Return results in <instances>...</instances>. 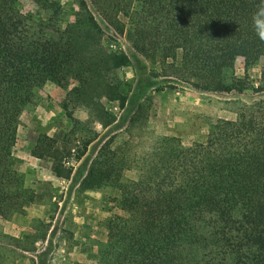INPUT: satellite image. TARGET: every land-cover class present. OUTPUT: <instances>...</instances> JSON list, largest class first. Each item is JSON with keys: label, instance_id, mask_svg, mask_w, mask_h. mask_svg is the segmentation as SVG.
I'll return each instance as SVG.
<instances>
[{"label": "trees", "instance_id": "obj_1", "mask_svg": "<svg viewBox=\"0 0 264 264\" xmlns=\"http://www.w3.org/2000/svg\"><path fill=\"white\" fill-rule=\"evenodd\" d=\"M33 2L39 13L22 11L19 0H0V215L24 207L16 124L48 82L73 79L70 101L93 109L102 123L115 119L104 99L122 109L128 102L123 85L131 57L104 47L90 2L157 65L156 76L206 92L257 90L226 73L239 57L247 65L264 58V0H75L67 22L60 0ZM160 142L148 157L134 159L113 138L84 176L83 192L118 187L116 202L129 215L113 228L99 262L264 264V100L243 104L235 119H219L205 142ZM90 143L63 151L80 160ZM57 147V137L44 135L32 154L52 157ZM135 170L139 177L126 181ZM52 171L68 179L73 167L53 159Z\"/></svg>", "mask_w": 264, "mask_h": 264}, {"label": "rangeland", "instance_id": "obj_2", "mask_svg": "<svg viewBox=\"0 0 264 264\" xmlns=\"http://www.w3.org/2000/svg\"><path fill=\"white\" fill-rule=\"evenodd\" d=\"M60 1L64 22L73 20L78 9L75 0ZM90 5L102 27L104 47L131 57L123 85L128 102L122 109L117 102L104 99L115 119L102 123L93 109L74 107L68 91L76 82L67 77L61 85L48 82L24 109L16 124L14 156L25 204L16 212L0 215V264H101L100 254L113 228L129 217L116 202L118 187L80 189L102 145L115 138L114 146L134 159L148 157L164 137H175L188 147L205 142L219 119H235L243 104L264 100V58L247 65L239 57L226 73L229 79H246L257 90L201 91L177 78L156 76L157 65L137 53ZM18 6L24 12L39 13L33 0H19ZM44 135L57 137L58 147L52 157L38 158L32 149ZM86 140L91 143L80 160L63 151L72 147L75 152ZM53 159L73 167L70 178L53 174ZM138 177L135 170L125 178Z\"/></svg>", "mask_w": 264, "mask_h": 264}]
</instances>
